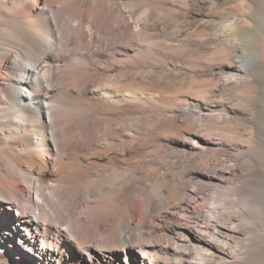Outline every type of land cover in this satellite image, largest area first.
Listing matches in <instances>:
<instances>
[{
	"label": "bare ground",
	"instance_id": "1",
	"mask_svg": "<svg viewBox=\"0 0 264 264\" xmlns=\"http://www.w3.org/2000/svg\"><path fill=\"white\" fill-rule=\"evenodd\" d=\"M206 1L0 0V264H264V172L226 123L264 127L223 99L264 54ZM207 41L233 62L182 48Z\"/></svg>",
	"mask_w": 264,
	"mask_h": 264
},
{
	"label": "rangeland",
	"instance_id": "2",
	"mask_svg": "<svg viewBox=\"0 0 264 264\" xmlns=\"http://www.w3.org/2000/svg\"><path fill=\"white\" fill-rule=\"evenodd\" d=\"M237 1L216 0L214 3L223 7L224 6L229 7V9H226L227 13L224 14L225 16H231V15L239 16V23H238L239 30L241 36H243L242 39L244 38L243 39L244 41L241 39V43L244 42L242 45L244 46V49L246 50V53L249 55V57L253 58L254 60H257L258 59L257 54L259 51L264 54V12H263L264 0H237ZM209 2L210 4H208ZM212 2L206 1L201 11L206 12V10L209 9V7H213L214 3ZM233 4H235L234 5L235 7L233 6ZM198 13L200 14L201 12H199L197 9L195 14L198 15ZM199 16L200 15H198L197 18L196 17L189 18L187 20V23L189 24V22L192 23L195 22L196 20H199L200 19L198 18ZM195 34L199 40H208L209 33L205 29L203 30V28H197L195 30ZM182 48L186 51L187 54L191 56V58H193V60L199 63L208 61L209 63L210 62L222 63L226 65L233 62L231 61L232 55L230 54L229 50L226 49L223 46V43L220 42L207 41L205 43V48L202 50L186 45L182 46ZM247 67L248 66L245 67V71L247 74H244V78H242V80L243 79L244 80L241 82L238 79L237 81H239L240 83L231 89L230 91L231 96L227 94V97L223 96V99L224 101L227 100L226 102H234L237 105H239V107L248 108L252 111L257 112L258 119L260 120V124L263 125L264 127V55L261 61H259V64L257 66H255L254 68H250V67L247 68ZM210 83L211 82L206 78L188 79L184 83L185 85L181 86V91L188 92L189 94L198 98H204L206 97V95H209L207 88L208 86H211ZM235 88L238 91V93L235 90ZM233 93H235V95H233ZM217 98L218 97L216 96V99ZM236 100H238L239 103ZM161 106L166 110H169L172 107H174V103H172L171 100H168L166 104H162ZM229 124L230 123L227 122L226 126L230 130L229 132L232 133V135L235 138L239 137L238 140L241 141L242 139V141L246 144H249L250 142V144L256 147L257 149L256 154L258 153L257 158L259 157L258 162L261 166V170L264 172V132L261 131V126L260 129H258L254 126H251L247 122L246 123L247 126H244L241 131L236 132L238 131L236 129L237 127ZM208 125L210 124L203 123L201 125H195V127L203 129V132L206 133L207 130L205 129L208 127ZM232 126L233 128L231 130ZM240 133L242 134L245 133L246 136H241L242 134ZM190 154L192 153L187 154V157L190 156ZM186 160L187 159L185 158L184 161L182 162L186 163ZM174 172L175 169L171 167V169L167 171V173L165 172V170L160 172L159 178L165 177L166 174L167 175L174 174Z\"/></svg>",
	"mask_w": 264,
	"mask_h": 264
}]
</instances>
